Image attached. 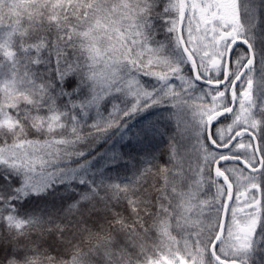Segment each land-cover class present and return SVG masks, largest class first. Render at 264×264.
Masks as SVG:
<instances>
[{
  "label": "snow or ice",
  "instance_id": "snow-or-ice-1",
  "mask_svg": "<svg viewBox=\"0 0 264 264\" xmlns=\"http://www.w3.org/2000/svg\"><path fill=\"white\" fill-rule=\"evenodd\" d=\"M255 7L252 0H0V25L8 21L0 29V264L264 257V99L256 95L264 96V65L257 78ZM162 105L174 109L177 129L167 161L146 159L126 183L103 175L125 153L113 148L96 168L92 146ZM189 112L191 120L179 119ZM161 135L162 125L147 120L124 137L125 147L135 151ZM36 201L44 209H29ZM190 201L192 222L182 211ZM180 241L183 249L164 252Z\"/></svg>",
  "mask_w": 264,
  "mask_h": 264
},
{
  "label": "trees",
  "instance_id": "trees-1",
  "mask_svg": "<svg viewBox=\"0 0 264 264\" xmlns=\"http://www.w3.org/2000/svg\"><path fill=\"white\" fill-rule=\"evenodd\" d=\"M120 2H127V0H120ZM132 2H135V0H132ZM249 0H241V4L248 3ZM252 2L256 5V7L253 9V11L256 14V28L254 30V46L256 51V56L260 58V60L263 61L264 64V7L261 5H264V0H252ZM242 16H245L247 18V14L243 12L242 9ZM8 21L6 20L4 22V25H0V29L5 27L7 25ZM5 35V33L0 30V42H2V38ZM161 35H164L161 33ZM185 35H187L185 33ZM240 50H246L243 46H240ZM185 72H188L190 70L188 65H183ZM154 83V82H153ZM5 84V77L0 74V88H3ZM200 89L206 88L204 85H199ZM0 95H2V92H0ZM261 95V94H260ZM260 99H264V97L261 95ZM172 111V108L168 105H162V106H156L148 109L146 112L140 113L137 115L134 119L130 120L128 122L127 128L123 131L120 130H113L104 140H101L94 144L92 146V149L90 150L89 154L91 156L95 157V160L93 161L96 168H100L102 165V162L105 158L106 153H110L113 148H119L122 153H125L124 159L120 161L118 165H109L103 169V175L116 179L121 183L128 182L134 173H136L144 164V161L146 159H150L152 156H155L157 161L161 164L165 163L167 161V143L168 139L162 137V136H156L152 139H147L142 142H139L137 144L136 150L132 151L131 149L125 147L129 143V140L124 139V137H131L134 135L135 131L139 129L143 123L147 120H157L161 125L165 126L167 124H172V126L176 127V121L171 119L170 113ZM179 119L181 121L184 120H191V116L189 113L181 114ZM177 130V129H176ZM162 137V138H161ZM163 139V141H161ZM180 137L178 136V140ZM185 142V141H181ZM163 143V144H162ZM192 164L195 165V154L192 152ZM3 178L0 176V181H2ZM215 189H213V192ZM259 195V193L257 194ZM192 203V202H191ZM23 202H17V208H18V215H25V208L21 205ZM39 204V207L41 209H44V205L40 203L39 201L34 202L33 204L29 205V209L35 208L36 205ZM47 210V209H45ZM197 214V208L194 203H192V216L190 218V222L195 220ZM175 235V233H173ZM149 247H152L151 245ZM179 247L180 249H183V241H180L179 245L176 243H172L170 248L165 247L164 252L167 253L169 251L175 252L176 248ZM153 251H156L153 249ZM153 251H149L147 253L149 258H152ZM178 255H183V252L179 253ZM144 257L142 256L141 259ZM255 264H261L262 259L264 257H261L260 255H255L253 257Z\"/></svg>",
  "mask_w": 264,
  "mask_h": 264
},
{
  "label": "rangeland",
  "instance_id": "rangeland-1",
  "mask_svg": "<svg viewBox=\"0 0 264 264\" xmlns=\"http://www.w3.org/2000/svg\"><path fill=\"white\" fill-rule=\"evenodd\" d=\"M262 65H264V64H263V61L260 60V58H258V57L256 56V76H257V78H259L260 75H261V68H262ZM260 94H261V92H260L259 90H257V91H256V95H257V97H258L259 99H260V97H261ZM263 97H264V96H263ZM173 112H174V109H172V111H171V113H170V117H171V119H173L174 121H176V120L173 118ZM189 114H190L191 119H192V113L189 112ZM193 154H195L194 151H193ZM192 174H195V165L193 166V173H192ZM197 179H199V177H197ZM182 211H183V213H184V215H185L186 217L191 218V216H192V203H191V201H190L188 204H186V205L184 206V208L182 209Z\"/></svg>",
  "mask_w": 264,
  "mask_h": 264
},
{
  "label": "flooded vegetation",
  "instance_id": "flooded-vegetation-1",
  "mask_svg": "<svg viewBox=\"0 0 264 264\" xmlns=\"http://www.w3.org/2000/svg\"><path fill=\"white\" fill-rule=\"evenodd\" d=\"M162 127H163V129H164V135H161V136L164 138V140H165L166 137H167L166 139H168L169 136L177 135L176 127L174 128V127L172 126V124H167V125H165V126L162 125ZM162 137H161V138H162ZM177 139H178V136H177ZM161 141H163V139H161ZM162 144H163V143H162Z\"/></svg>",
  "mask_w": 264,
  "mask_h": 264
},
{
  "label": "water",
  "instance_id": "water-1",
  "mask_svg": "<svg viewBox=\"0 0 264 264\" xmlns=\"http://www.w3.org/2000/svg\"><path fill=\"white\" fill-rule=\"evenodd\" d=\"M240 46H243L246 49V46H244V45H240ZM201 85H203V84H201ZM204 86H206V85H204Z\"/></svg>",
  "mask_w": 264,
  "mask_h": 264
}]
</instances>
